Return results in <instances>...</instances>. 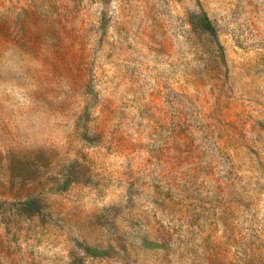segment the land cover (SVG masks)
Returning a JSON list of instances; mask_svg holds the SVG:
<instances>
[{
    "label": "rangeland",
    "instance_id": "374dc122",
    "mask_svg": "<svg viewBox=\"0 0 264 264\" xmlns=\"http://www.w3.org/2000/svg\"><path fill=\"white\" fill-rule=\"evenodd\" d=\"M0 264H264V0H0Z\"/></svg>",
    "mask_w": 264,
    "mask_h": 264
}]
</instances>
